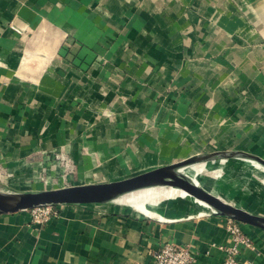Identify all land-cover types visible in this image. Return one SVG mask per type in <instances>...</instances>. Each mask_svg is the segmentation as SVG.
I'll use <instances>...</instances> for the list:
<instances>
[{
    "label": "crops",
    "instance_id": "crops-1",
    "mask_svg": "<svg viewBox=\"0 0 264 264\" xmlns=\"http://www.w3.org/2000/svg\"><path fill=\"white\" fill-rule=\"evenodd\" d=\"M226 150L264 159V0H0L1 191L47 190L39 161L60 189ZM62 151L75 173L51 171ZM60 206L44 226L0 214V264H153L167 243L223 264L235 245L230 218L190 199L157 207L164 219ZM241 226L254 248L239 260L264 264V231Z\"/></svg>",
    "mask_w": 264,
    "mask_h": 264
},
{
    "label": "water",
    "instance_id": "water-1",
    "mask_svg": "<svg viewBox=\"0 0 264 264\" xmlns=\"http://www.w3.org/2000/svg\"><path fill=\"white\" fill-rule=\"evenodd\" d=\"M233 157L246 158L264 168V159L244 152L206 154L120 181L77 185L39 192L0 191V214L32 210L47 205H100L111 202L124 204L120 202L121 199L129 198L150 188H174L193 197L199 205L207 208L206 211H201L199 216L210 213L220 215L264 231V216L249 212L213 194L186 174L184 170L211 163L214 159L222 160Z\"/></svg>",
    "mask_w": 264,
    "mask_h": 264
},
{
    "label": "rangeland",
    "instance_id": "rangeland-1",
    "mask_svg": "<svg viewBox=\"0 0 264 264\" xmlns=\"http://www.w3.org/2000/svg\"><path fill=\"white\" fill-rule=\"evenodd\" d=\"M231 152H239V151L226 150V151H220L218 153H231ZM62 153L64 152L62 151ZM57 154H58L57 152L53 153V155H55L54 156L55 158L53 161H51V164L53 166L51 168V171L54 173V175L60 173L59 169H63L67 173H75L77 171V166L74 162L72 161L69 162L68 159L66 160L57 159ZM203 155H206V154H201L198 156H203ZM66 156L69 157L68 155ZM222 160H225V161H221L220 158H218V159L212 160L211 163L203 164V166H206L209 164H213L215 162L216 163L221 162V163L227 164V166L221 172L222 176L221 175L217 176L216 174H214L212 172V169L204 170L200 176L201 183L205 186H208V188L210 186L212 188L214 186H221L220 189H218L217 187L216 189L217 191L218 190L223 191L224 192L223 194H226L227 198L232 199L233 202L235 203L240 202V203H244L245 205L251 206L252 208H254L256 212H258L256 214L264 216V168L261 166H258L260 168L254 167L250 165V164H255L254 162L248 161L246 158H242V157H233V158L222 159ZM42 163L40 161L38 162L39 168L43 172H46L45 169L47 170V168H44L45 165L40 166ZM47 163L49 164V162ZM237 163H243V164H237ZM193 168H196V167H193ZM43 172L40 177L44 185V188H46L47 190L59 188L57 184L49 183L48 182L49 176ZM8 175H11V174L7 173L5 175L6 177H3L2 179L6 181L13 179V177H11L12 175L11 176H8ZM1 189H2V192H27L29 191V190L16 191L14 190V188H12V186L10 187L4 186ZM213 194L218 195L219 197H223L218 192L215 193V191ZM244 209L249 212H252L251 210H248L247 208H244Z\"/></svg>",
    "mask_w": 264,
    "mask_h": 264
},
{
    "label": "built area",
    "instance_id": "built-area-1",
    "mask_svg": "<svg viewBox=\"0 0 264 264\" xmlns=\"http://www.w3.org/2000/svg\"><path fill=\"white\" fill-rule=\"evenodd\" d=\"M10 28L20 35H24L25 29L17 26L14 22L9 24ZM62 152L57 154V159L71 162V159ZM60 205H47L34 208L31 211L32 221L36 225L44 226L52 219L59 217ZM164 219V218H162ZM226 228L233 239L235 245L222 248L226 250L227 256L223 264H250L242 263L239 260L243 248L253 249V243L242 230L239 222L229 219ZM153 264H196V256L194 255L191 245L179 246L173 243H167L156 249L152 253Z\"/></svg>",
    "mask_w": 264,
    "mask_h": 264
},
{
    "label": "bare ground",
    "instance_id": "bare-ground-1",
    "mask_svg": "<svg viewBox=\"0 0 264 264\" xmlns=\"http://www.w3.org/2000/svg\"><path fill=\"white\" fill-rule=\"evenodd\" d=\"M221 161H225V160H221ZM250 165L260 168L257 166V164H250ZM226 166L227 164H224L221 162H217V163L215 162L213 164H209L206 166L199 165V166H194L196 168L190 167L184 170L186 171V174H188L197 183H200L204 188L207 189L208 186H205L201 183V180H200L201 173L204 170L212 169V172L214 174H216L217 176H220L221 172L226 168ZM221 198L224 199L223 197ZM185 199H190L191 201H194L197 204L199 203L193 197H190L188 194L180 190L174 189V188H150V189L141 191L140 193L134 194L133 196H130L129 198L121 199L120 202L128 203L129 205L135 207L136 209L140 211L156 216L159 214V212L157 211V207H159L160 205L164 203L166 204L176 203V202H180L181 200H185ZM158 216L160 218H164L163 215H158Z\"/></svg>",
    "mask_w": 264,
    "mask_h": 264
}]
</instances>
